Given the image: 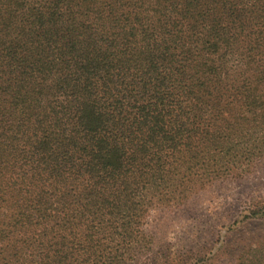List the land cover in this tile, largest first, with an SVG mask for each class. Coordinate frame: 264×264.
Masks as SVG:
<instances>
[{
	"label": "trees",
	"instance_id": "1",
	"mask_svg": "<svg viewBox=\"0 0 264 264\" xmlns=\"http://www.w3.org/2000/svg\"><path fill=\"white\" fill-rule=\"evenodd\" d=\"M263 135L264 0H0V264H134Z\"/></svg>",
	"mask_w": 264,
	"mask_h": 264
},
{
	"label": "rangeland",
	"instance_id": "2",
	"mask_svg": "<svg viewBox=\"0 0 264 264\" xmlns=\"http://www.w3.org/2000/svg\"><path fill=\"white\" fill-rule=\"evenodd\" d=\"M263 140L258 136L237 153L238 175L211 179L178 205L151 209L143 224L148 245L134 264H260Z\"/></svg>",
	"mask_w": 264,
	"mask_h": 264
}]
</instances>
